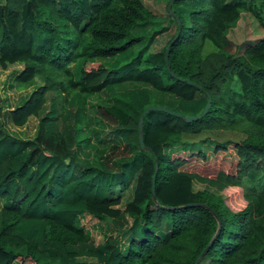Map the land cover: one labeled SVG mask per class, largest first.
Here are the masks:
<instances>
[{
  "label": "trees",
  "instance_id": "1",
  "mask_svg": "<svg viewBox=\"0 0 264 264\" xmlns=\"http://www.w3.org/2000/svg\"><path fill=\"white\" fill-rule=\"evenodd\" d=\"M166 11L175 30L164 45L111 68L156 17L144 0H0V68L21 64L6 86L34 85L10 107L0 98V116L38 117L32 137L0 120V264H193L202 252L197 264H264V34L229 36L243 12L264 28V0ZM89 96L102 98L90 110ZM209 98L191 121L149 110L141 147L147 105L198 115ZM222 128L244 136L210 156L187 146L188 133ZM83 211L115 231L89 237Z\"/></svg>",
  "mask_w": 264,
  "mask_h": 264
},
{
  "label": "rangeland",
  "instance_id": "2",
  "mask_svg": "<svg viewBox=\"0 0 264 264\" xmlns=\"http://www.w3.org/2000/svg\"><path fill=\"white\" fill-rule=\"evenodd\" d=\"M146 4L155 12L156 17L153 22H146L135 27V31L143 35V41L141 44L134 45L133 48L119 59H107L105 60L108 67L116 66L120 61H125L137 52V50L144 46L147 51L156 50L161 48L164 43L170 38V35L175 30V25L169 15H167V5L169 0H144ZM179 8V7H178ZM264 34V28L257 22V20L249 12H243L241 17L237 20L235 25L230 29L229 36L239 44H244L249 41L258 39ZM215 49L213 43L206 40L204 50L209 51ZM238 52L242 51V45L239 46ZM126 57V58H125ZM20 63L10 65L8 68H0V98L2 107H10L16 103L22 102L23 99L29 94L34 85L27 88L17 89L7 85L9 72L13 68L20 67ZM100 96H89L87 101V109L92 108L93 103L100 101ZM94 103V104H95ZM87 110V111H88ZM2 124L8 129V131L15 133L22 137H32L35 135L38 127V117L30 116L28 121L22 126H16L3 115L0 116ZM244 136V133L234 129H207L200 133L185 135L184 138L193 141L187 145L189 148H196L195 150L204 151L206 156L214 154V146L216 143H224L228 139L240 140ZM183 145L175 147L179 149ZM90 157L94 153V149H89ZM228 156H231L229 152H226ZM225 154L219 151V155ZM230 161V160H229ZM231 162V161H230ZM203 184L197 183L196 187H202ZM1 203V201H0ZM115 205L122 206L121 201ZM78 221L81 223L87 231L89 237H92L96 241L103 239V233H112L113 230L108 220L101 219L96 215L83 211L78 215Z\"/></svg>",
  "mask_w": 264,
  "mask_h": 264
},
{
  "label": "water",
  "instance_id": "3",
  "mask_svg": "<svg viewBox=\"0 0 264 264\" xmlns=\"http://www.w3.org/2000/svg\"><path fill=\"white\" fill-rule=\"evenodd\" d=\"M174 0H169L168 1V4H167V8L169 10V12H171V5L173 3ZM169 47H170V43L166 46V50H165V56H166V59H167V56H168V51H169ZM191 83H194L193 81H189ZM211 104V99L209 98V101H208V104L203 108L202 112L198 115H183L182 113L178 112V111H175L165 105H161V104H149L147 105L140 117H139V122H138V125H139V142H140V145L142 148H146V144L144 142V136H143V119H144V116L145 114L151 110V109H159V110H163V111H166V112H169V113H173L175 115H178V116H181L183 117L186 121H191V120H194V119H197L199 118L200 116H202L204 113H206V111L208 110L209 106ZM158 170V163H156L155 165V170L153 172V175H152V193L153 195H155V179H156V172ZM202 255H203V252L197 257V259L194 261L193 264H197L200 259L202 258Z\"/></svg>",
  "mask_w": 264,
  "mask_h": 264
}]
</instances>
